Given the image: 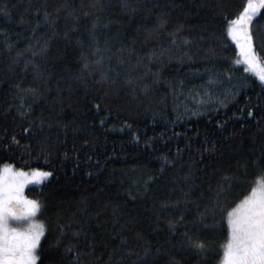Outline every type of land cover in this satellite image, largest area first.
<instances>
[{"label": "trees", "instance_id": "16d2710c", "mask_svg": "<svg viewBox=\"0 0 264 264\" xmlns=\"http://www.w3.org/2000/svg\"><path fill=\"white\" fill-rule=\"evenodd\" d=\"M246 2L0 0V168L52 172L23 190L42 202L36 264H76L72 246L81 264H163L169 254L217 264L227 231L219 212L203 221L212 248L199 258L169 247L166 221H191L210 205L225 171L240 178L229 207L260 175L251 161L264 149V83L227 36ZM258 17L254 44L264 8ZM94 49L103 62L87 72L82 53L93 61ZM162 155L172 164L162 168Z\"/></svg>", "mask_w": 264, "mask_h": 264}, {"label": "snow or ice", "instance_id": "6c2138e0", "mask_svg": "<svg viewBox=\"0 0 264 264\" xmlns=\"http://www.w3.org/2000/svg\"><path fill=\"white\" fill-rule=\"evenodd\" d=\"M261 8H264V0H247L243 10L228 21L227 36L235 43L241 54L245 72L250 70L256 72L258 79L264 83V63H261L256 50L257 47L264 48V32L258 33L254 44V29L252 27L254 18H259L258 14ZM44 15L47 19L49 14L45 12ZM165 22L166 20L161 18V23ZM182 27L181 24L175 31L179 32ZM65 36H67V32H65ZM43 47L46 48L47 44L44 43ZM93 51L96 54V59L93 61H89L82 53L84 59L82 68L87 72L92 71L89 67L90 63L101 65L103 62L102 55L96 49ZM234 63L240 64L241 61L237 60ZM227 75L231 77L232 73L229 72ZM75 78L82 80L80 74H77ZM98 78L105 81L110 79L107 70H102ZM128 79L131 80V77ZM143 87L146 89L148 85L144 84ZM31 91L33 94L36 92L35 89ZM229 98H231L230 95ZM218 102L223 103V100ZM261 108L264 111V104L261 105ZM240 115L243 117L244 113L241 112ZM247 115L249 117L253 115L251 107L247 109ZM257 121L264 127V118L257 117ZM30 129L31 124L23 128L22 131L28 133ZM11 139L15 140V136ZM84 143L87 144V141ZM207 150V148L204 149V151ZM172 162L168 156L162 155V168L165 165H171ZM251 164L260 172V175L256 177L257 183L234 206L229 207L232 200L228 193L232 189L233 181L238 182L240 178L225 171L218 180L217 195L210 205L200 210L191 221H184L183 214L166 221L170 230L168 238L170 248L184 254L195 252L198 254V258L206 256L212 248V242L205 240L199 234L200 228L209 213L215 217L219 212L220 217L217 222H224L227 231L225 240L219 245L222 255L219 256L217 264H264V149H262L261 156L254 158ZM240 167L247 171L246 165H240ZM5 171L9 177L7 183L5 182ZM51 175V171L44 169H30L28 173H25L23 169L13 171L10 166L0 168V264H36L39 259L38 252L41 248L40 242L45 227L42 222L36 220V214L42 208V202L39 199L23 197L21 188L28 180L39 184L42 179ZM190 175V172L185 173V178L187 179ZM17 177L24 178L17 179ZM157 217L159 218V213H157ZM12 223H21L23 228H13L11 227ZM177 225H182L183 231L180 233V238L173 241L171 234L175 233ZM60 227L62 235L63 225ZM59 239L60 236H58L57 243ZM66 251L76 264H81L79 257L82 251L80 249L72 246ZM160 251L163 250L158 246L157 252ZM89 252H91V248H89ZM145 252H148V249H145ZM163 264H183V261L175 255L169 254V260Z\"/></svg>", "mask_w": 264, "mask_h": 264}, {"label": "rangeland", "instance_id": "374dc122", "mask_svg": "<svg viewBox=\"0 0 264 264\" xmlns=\"http://www.w3.org/2000/svg\"><path fill=\"white\" fill-rule=\"evenodd\" d=\"M4 166H10L11 167V169L13 170V171H15L16 169H21V168H18V167H16V166H14L13 164H5ZM3 166V167H4ZM2 167V168H3ZM24 170V169H23ZM25 171V173H28L29 172V170H24ZM24 177H17V179H23ZM48 178V177H47ZM8 179H9V177H8V173H7V171H5V182L7 183L8 182ZM30 183H35L34 181H31V180H28L26 183H24L23 184V186H22V188H21V194H22V196L23 197H25V198H28L25 194H24V187L26 186V185H28V184H30ZM28 199H30V198H28ZM39 214H40V210L37 212V214H36V220L37 221H39V222H42L43 223V221L40 219V217H39ZM43 225H44V223H43ZM11 227H13V228H18V229H22L23 228V225L21 224V223H12L11 224ZM42 238V237H41Z\"/></svg>", "mask_w": 264, "mask_h": 264}]
</instances>
